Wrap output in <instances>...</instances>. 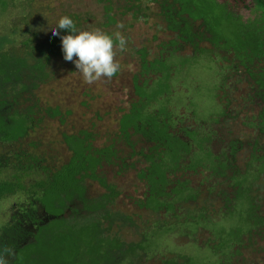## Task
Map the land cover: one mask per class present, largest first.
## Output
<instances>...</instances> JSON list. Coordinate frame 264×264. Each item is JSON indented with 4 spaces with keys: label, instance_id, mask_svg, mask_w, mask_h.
Here are the masks:
<instances>
[{
    "label": "trees",
    "instance_id": "trees-1",
    "mask_svg": "<svg viewBox=\"0 0 264 264\" xmlns=\"http://www.w3.org/2000/svg\"><path fill=\"white\" fill-rule=\"evenodd\" d=\"M32 1L0 0V15L10 7H16L17 3L27 9L28 14L23 20L30 27V34L24 40L17 39L16 24L13 31L0 33V146L19 144L0 152V174L11 173L0 178V201L18 193H24L28 199L19 204L10 220L0 227V253L4 249L12 250L11 255H5L7 264H122L120 254H127L129 264H137L138 258L147 253L144 243L152 234L143 233L139 240L127 242L129 249L124 252L120 249L123 242L120 236L112 239L110 234L101 235L93 229L92 222L79 223L64 213L76 199L74 196H84L87 179L99 181L115 195L120 193L100 169L118 163L116 159L123 150L116 143L97 147L95 133L89 130L63 133L71 158L60 166L46 163V158L38 152L40 142L33 141L30 147H23L24 140L46 118L66 120L60 105L46 106L38 95L39 88L53 80L55 61L63 54L60 37L50 36L51 30L43 31V27L32 20ZM250 1L252 15L247 19L220 0H147L146 6L158 5L165 30L174 33V39L163 46L187 45L194 50V55H221L226 63L218 87L223 114L229 115L228 109L238 99L254 104L255 114L249 124L255 127L261 138L264 135V0ZM99 2L104 8V25H115L118 18L114 0ZM143 2L129 0L126 9L138 14ZM69 17L80 30L82 21L79 15ZM60 32L61 35L68 34L65 30ZM176 51L171 50L170 55L178 57L174 54ZM138 53L142 70L135 76V87L139 99L120 119V139L132 149L133 155L146 158L147 166L137 172L147 182L150 207L155 198L157 202L158 196L168 195L169 174L187 168L197 172L203 168L210 171L211 177H227L234 164L214 154L209 145L211 136L188 127L181 129L182 135L174 130L173 114L166 106L158 110L149 107L152 101L167 97L171 92L172 73L179 63H184L173 64L170 55L150 59L147 47L139 49ZM234 75L235 81H232ZM141 77L145 80L141 81ZM158 83L159 88L156 87ZM137 134L141 135L140 140H133ZM141 142L147 146L139 149ZM199 148L209 152L210 158L194 159ZM253 160L258 165L252 162L244 170L245 173L256 167L259 170L248 186L250 192L255 187L254 182L257 184L264 173V155L255 154ZM124 166L128 168L127 163ZM244 171L236 173L240 176ZM232 177L236 180V174ZM185 189L179 184L174 191L182 196ZM190 189L191 194L197 193L196 188L191 186ZM250 192L252 197L261 195ZM81 199L87 208L94 205L89 198ZM164 204L160 201V206ZM257 210L256 204L253 205L250 228L233 230L231 239L243 240L245 234H249L244 239L251 241L255 235L264 234V214Z\"/></svg>",
    "mask_w": 264,
    "mask_h": 264
},
{
    "label": "rangeland",
    "instance_id": "rangeland-1",
    "mask_svg": "<svg viewBox=\"0 0 264 264\" xmlns=\"http://www.w3.org/2000/svg\"><path fill=\"white\" fill-rule=\"evenodd\" d=\"M146 1L144 0V6L137 12L138 14H135L134 10L126 9L129 0H114L118 22L109 27L104 25V8L99 0L32 1L31 8L34 14L32 20L39 23L43 27V31L47 30L46 32H48L51 30L50 27H55L59 18L77 14L82 21L80 30H99L106 34H114L119 31L126 37L128 44L126 51L121 52L118 48L114 49L116 53L114 59L120 64L121 70L111 79L102 78L91 85L83 81L72 62L58 57L53 67V80L42 85L38 90V95L46 106L60 105L66 115V120L62 122L59 118H46L41 126L24 140L23 147H30V143L33 141L40 142L38 152L46 158V163L60 166L71 158V152L65 143L63 133L89 130L95 133L94 144L97 147L116 143L123 150L120 152V156L124 163L138 165L140 168L147 166L143 158L133 155L131 148L120 139V119L139 99L135 87V76L142 70L141 56L138 50L147 47L150 51L149 58L154 59L159 55H170L171 50L177 49L174 54L178 57L170 55V62L178 64L181 61L184 65L179 63L177 69L172 73V90L167 97L152 101L149 107L151 110H158L166 106L173 114L174 130L181 132L182 135L181 129L184 127L199 130L204 134L210 133L213 137L211 149L221 157L228 152L227 145L231 141H237V149L234 157L231 156V158L237 172L246 170L248 165L254 161L253 155H264V135L260 138L255 127L249 124L252 122L256 106L238 99L228 109L229 115L224 116L223 104L218 96L221 91L218 90V87L225 73L222 71L225 69V60L221 55H213L215 59L208 54L194 55V50L187 45L163 46L162 44L169 43L174 39V33L165 30L166 26L160 16L158 5L146 6ZM220 1L228 3L233 11L246 19L252 15L249 8L250 5L252 6L250 0ZM27 14V9H24L19 3L16 7H10L9 11L0 15V33L13 31V25L16 24L17 39H26L30 34L28 33L30 27L23 18ZM120 25L123 27H119ZM206 45L204 43V46ZM143 80L145 79L141 77V81ZM232 81H235V75ZM156 87L159 88L160 84L158 83ZM140 138L139 134L132 137L133 140H140ZM18 145L10 143L0 146V152L6 147L13 149ZM144 145L147 146L142 142L138 144L139 149ZM194 156L197 161L210 158L209 152L203 148H199ZM188 157L191 159L190 156ZM253 163L258 165L256 161ZM120 168V166H109L106 170L109 178L117 182L119 187L130 195L140 196L144 192L146 194L147 190L143 184H139L138 193L134 191L133 184L138 180L137 170L125 169L124 173L118 176ZM258 173L257 167L254 170L248 169L247 173L244 172L235 179L239 183L249 185ZM9 174L11 173L4 172L0 174V178L8 177ZM233 175L234 170H230L227 177H211L210 171L203 168L197 174L192 173V182L199 188L203 198H200L197 203L184 204L183 211L180 210L182 213L188 212L192 217L199 215V209L205 210L210 219L218 220L213 223L214 234L209 230L208 223L201 219L186 221L181 226V230L168 233L158 230L157 234H152L155 226L153 227L149 223L151 228L144 227L146 225H142L144 224L143 219L138 221L141 227L138 230V235L133 233L130 228H125L123 232L127 242L139 240L143 233L152 234L144 243L147 253L142 258H138L137 264H163L164 260L178 256L180 258H182L181 256L189 257L185 264L216 262V253L211 248L218 246L221 239L218 235L225 234L223 237L227 241L232 238L233 230L250 228L248 217L252 210L251 201L254 205L256 204L258 212L264 214V198L250 199L246 190L241 192L234 211H230L227 215L224 214L226 212L224 203L230 198L223 197L236 193V189L233 187L235 181ZM211 182L214 185V193L209 190ZM254 186L250 193L258 192L264 195V174L257 184L256 181L254 182ZM100 190L102 189L98 184L89 182L90 195L99 194ZM136 199L138 198L120 196L117 207L120 210L131 212L136 217L141 211L137 208ZM27 200L24 193H18L0 201V227L10 220L16 207ZM73 202L75 204L72 206L77 207V201ZM144 216L149 222L157 221L155 214L145 213ZM161 217L162 219L166 218V214H162ZM197 224L207 227L195 231ZM184 230L192 231L189 233L191 237L183 234ZM245 244L247 249L243 250L242 254H239L240 257L238 256L229 264H263L264 234L255 235L251 241H246Z\"/></svg>",
    "mask_w": 264,
    "mask_h": 264
},
{
    "label": "flooded vegetation",
    "instance_id": "flooded-vegetation-1",
    "mask_svg": "<svg viewBox=\"0 0 264 264\" xmlns=\"http://www.w3.org/2000/svg\"><path fill=\"white\" fill-rule=\"evenodd\" d=\"M224 116H227V115H224ZM191 130H193V129H191ZM202 134L204 136L205 135L211 136V140L209 142L210 143L209 145H211V143H213L212 135L210 133H207V132L205 134L204 133H202ZM237 145H238L237 141H231L230 144L227 145L228 152L224 153V155L222 156V159L224 158V160H226V161L227 160L232 161L231 156H233L235 154V151L237 149ZM117 147H119V146L117 145ZM229 151H231V152H229ZM137 156L142 157L144 162H145L146 158L143 155H141V156L137 155ZM253 157H254V155H253ZM116 160L118 161V163H115L112 165L111 164L106 165L105 167L101 168L100 171L101 172L104 171L103 174H105L109 183L114 184L117 187V191H119L120 193L118 194V192H117L116 193L117 195H115V194H113V192L111 190H108L106 187H104L99 181L94 180V179H92V180L87 179L85 181L86 191H85L84 196L82 197V196L77 195V196L73 197V198H76V199H74V201H77V207L72 206V204H75V202H73L72 204L69 202L70 203L69 205H71V207L69 206L66 210H64L65 216H68V217L71 216L73 219H76L79 223H82V222L91 223L92 222L91 224L95 225V227L93 229L96 230L97 232H99V234H101V235L102 234H104V235L110 234L112 239L115 236H120L121 240L123 241L120 243L121 244L120 249H122L124 252L128 251V249H129V244L127 243V241L124 238V232H123L124 229L130 228L133 233L138 235V230L141 229L138 221L141 219H143V222H144V224H142V225L143 226L146 225L144 227L151 228L149 223H151L153 225V227L155 226L153 228L152 234H157L158 230L159 231L164 230L165 233L172 232V231H179V230H181V226L183 225V223H185L186 221L191 222V221H197L198 219L204 220L206 223H208L207 226L210 227L209 230H211L213 234L215 233L214 230L212 229V227H213V223L218 221V220L213 221L212 219H210V217L207 216L205 210L199 209L198 210L199 215H196L195 217H192L188 212L182 213L180 211V210L183 211L182 206L184 204L197 203L198 201H200V198H203L199 188L192 182V173L197 174L198 171L195 172L194 170L187 168V169H182V170L175 171V172L169 174L168 176L170 178L169 180L171 181V183L168 184L167 188H166L168 195L166 194L167 196L166 195L158 196L157 197L158 201L155 202V199H156L155 198L152 205L150 207H148L149 196H150L149 188L147 186V182L139 177L138 172H137V179L138 180L135 182V184H133V188H135L134 191L138 193V191L140 190L139 184H143V186L147 190L146 194L144 192V194H141L140 196L139 195L133 196V195L128 194L126 191H124L122 188L119 187L117 182L111 180L109 178L108 173L106 172V170L109 166H120L121 171L119 170L117 173V175L120 176L124 173L125 169H135L138 171V170H140V166L130 165L129 163L126 162L128 164V168H126L124 166V160L121 159L120 154ZM120 162H121V164H120ZM230 167H231L230 170H234V175L236 174V177H237L239 174L236 173L235 166L231 165ZM200 169L201 168H199V170ZM220 177H225V176H220ZM90 181L95 182L96 184H98V186L101 187L102 190H100L99 194H94V195L89 194V182ZM179 184L186 188L185 189L186 192L182 196L177 195V193H175V191H174V189L177 186H179ZM251 184H252V182L250 181L249 185H251ZM233 185H234L233 187L236 189L235 195L223 197V198H230V199H227L226 203H224L225 204L224 207L226 208L225 209L226 212H224L225 215H227L230 211H234L237 199L241 197V192H243V190H246L248 192L249 198H264V195H260L258 197L250 196V194H249L250 191H249V187H248L249 185H247V184H241L235 180ZM191 186L193 188H196L197 193L191 194V189H190ZM210 186H211V188H209V190H211L212 191L211 193H213V191H214L213 186L214 185L212 184V182H211ZM120 196H124L125 198H138V199H136V205H137V208L141 209L140 214L135 217L129 211L120 210L117 207V201H118ZM81 198H89V199L93 200L94 205L91 208H87L85 203L82 201ZM160 201H164L165 204L163 205V207L160 206ZM251 205L253 206L254 203L251 202ZM179 212H181V213H179ZM44 213H45V211H44ZM145 213L146 214H151V213L155 214V217H157V221L149 222V220L144 216ZM162 214H164V215L166 214V218L162 219V217H161ZM129 218H131V221H129ZM250 218L251 217L249 215L248 219L250 220ZM211 222H212V224H211ZM207 226L203 227L202 225L197 224L195 231H197L200 228L204 229ZM190 232H192V231L184 230L183 234L191 237V235L189 234ZM248 235L249 234H245L244 238H247ZM218 236L221 238L218 246H215L214 248L210 247L216 253V257H217L216 262L217 263L219 262L221 264H229L230 262H233V260L235 258H238L239 254H242L243 250L247 249L246 244H245L246 240L244 238H243V240H241V239H235L233 237V239L226 241V240H224L223 235H218ZM124 240L126 242H124ZM118 253H119V251H118ZM181 257L182 258H180L178 256L175 258H170V259L164 260L163 264H185L186 260L189 259V257H187V256H181ZM119 258L122 259L121 260L122 264H129L127 254L126 255L120 254Z\"/></svg>",
    "mask_w": 264,
    "mask_h": 264
},
{
    "label": "clouds",
    "instance_id": "clouds-1",
    "mask_svg": "<svg viewBox=\"0 0 264 264\" xmlns=\"http://www.w3.org/2000/svg\"><path fill=\"white\" fill-rule=\"evenodd\" d=\"M50 28V36L60 37L63 59L75 65L85 83L91 85L102 78L111 79L121 70L114 59L115 48L121 52L127 50L128 41L121 32L109 35L99 30H79L69 16L59 18L56 26ZM60 30L68 34L61 35ZM6 254L11 255L12 250L4 249L0 253V264H7Z\"/></svg>",
    "mask_w": 264,
    "mask_h": 264
}]
</instances>
